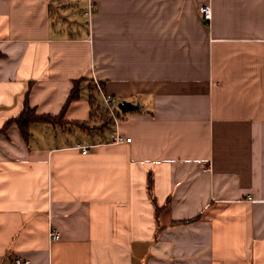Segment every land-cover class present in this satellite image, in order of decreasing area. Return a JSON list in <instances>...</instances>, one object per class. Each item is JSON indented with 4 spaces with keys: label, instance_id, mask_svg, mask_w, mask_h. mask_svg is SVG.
Wrapping results in <instances>:
<instances>
[{
    "label": "crops",
    "instance_id": "obj_1",
    "mask_svg": "<svg viewBox=\"0 0 264 264\" xmlns=\"http://www.w3.org/2000/svg\"><path fill=\"white\" fill-rule=\"evenodd\" d=\"M27 104L62 117L25 137ZM16 257L264 264V0H0V264Z\"/></svg>",
    "mask_w": 264,
    "mask_h": 264
},
{
    "label": "built area",
    "instance_id": "obj_2",
    "mask_svg": "<svg viewBox=\"0 0 264 264\" xmlns=\"http://www.w3.org/2000/svg\"><path fill=\"white\" fill-rule=\"evenodd\" d=\"M200 13H201L202 17L204 18L205 23L209 24V22L212 19V8H211V6L209 4L202 5L200 7ZM103 98H104V102H105L108 110L113 112V109H114V97H113V95H111L110 93L103 92ZM109 141L118 142V143L119 142H125V141L130 142L131 137H125V136L117 133V134L113 135ZM91 146H92V144L91 145H80L83 153L88 152ZM251 198L252 197H249V199H251ZM50 236H51L52 240H55V239L59 238L60 233L56 229H52ZM15 261H16V264H28L29 263V261L27 259H24L22 257H16Z\"/></svg>",
    "mask_w": 264,
    "mask_h": 264
},
{
    "label": "trees",
    "instance_id": "obj_3",
    "mask_svg": "<svg viewBox=\"0 0 264 264\" xmlns=\"http://www.w3.org/2000/svg\"><path fill=\"white\" fill-rule=\"evenodd\" d=\"M79 91H80V86H79V83L76 82L75 86H74V88L70 94V97L68 99L67 104H69L70 102H72L73 100L78 98ZM61 117H62V115L54 116L51 114H42V115L38 114L35 111V109L31 108L27 104L24 111L20 115H18L16 118H14L12 121H16L19 124V126H20L23 134L25 135V137H28V135H29L28 127L32 121H39L40 120V121H47V122L55 123V122L60 121Z\"/></svg>",
    "mask_w": 264,
    "mask_h": 264
},
{
    "label": "water",
    "instance_id": "obj_4",
    "mask_svg": "<svg viewBox=\"0 0 264 264\" xmlns=\"http://www.w3.org/2000/svg\"><path fill=\"white\" fill-rule=\"evenodd\" d=\"M119 107L123 110V111H128V110H132L138 107L137 104H134L130 101L127 100H123L121 103H119Z\"/></svg>",
    "mask_w": 264,
    "mask_h": 264
}]
</instances>
